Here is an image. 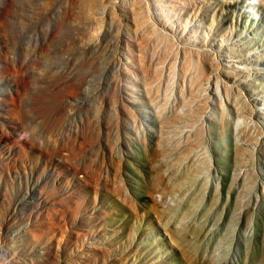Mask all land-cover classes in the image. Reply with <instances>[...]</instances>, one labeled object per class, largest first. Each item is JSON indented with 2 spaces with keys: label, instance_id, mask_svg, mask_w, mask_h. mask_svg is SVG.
Listing matches in <instances>:
<instances>
[{
  "label": "rangeland",
  "instance_id": "1",
  "mask_svg": "<svg viewBox=\"0 0 264 264\" xmlns=\"http://www.w3.org/2000/svg\"><path fill=\"white\" fill-rule=\"evenodd\" d=\"M0 264H264V0H0Z\"/></svg>",
  "mask_w": 264,
  "mask_h": 264
}]
</instances>
